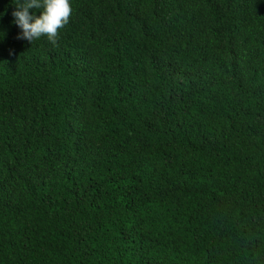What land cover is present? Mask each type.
Instances as JSON below:
<instances>
[{"label":"trees","instance_id":"obj_1","mask_svg":"<svg viewBox=\"0 0 264 264\" xmlns=\"http://www.w3.org/2000/svg\"><path fill=\"white\" fill-rule=\"evenodd\" d=\"M70 4L0 0V264H264V0Z\"/></svg>","mask_w":264,"mask_h":264},{"label":"clouds","instance_id":"obj_2","mask_svg":"<svg viewBox=\"0 0 264 264\" xmlns=\"http://www.w3.org/2000/svg\"><path fill=\"white\" fill-rule=\"evenodd\" d=\"M15 9L12 12L13 23L21 30L19 40L33 43L46 37L56 46L59 40L58 30L63 29L69 22L73 12L70 0H13ZM30 10H38L37 17Z\"/></svg>","mask_w":264,"mask_h":264}]
</instances>
